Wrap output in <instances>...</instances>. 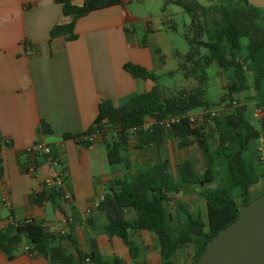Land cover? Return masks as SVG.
<instances>
[{
	"label": "crops",
	"instance_id": "crops-1",
	"mask_svg": "<svg viewBox=\"0 0 264 264\" xmlns=\"http://www.w3.org/2000/svg\"><path fill=\"white\" fill-rule=\"evenodd\" d=\"M71 1L78 4L83 0ZM131 1L122 0L78 17L75 37L67 39L49 34L55 23L69 20L62 14L59 0H0V228L10 220L32 218L50 231L64 229L82 251L95 246L104 264H117L116 258L118 264H161L153 230L129 231L132 253L121 237L102 229L106 217L97 205L108 187L118 188L115 179L129 175L136 166L168 158L174 169L178 162L190 158L185 147L178 146L175 136L166 137L159 146L141 148L130 138L123 151L130 160L126 166L108 162L106 142L100 134L90 144L63 135L92 126L101 98L109 97L114 105H120L154 83L132 76L123 67L126 61L150 70L158 65L159 49L153 46L156 28L146 21L152 32L142 43L134 26H127L137 19ZM248 1L264 10V0ZM262 133L256 145L263 142L264 154ZM35 140L47 141L59 163L51 165L45 155L25 152ZM31 165L33 170L28 168ZM60 168L66 169L64 186L70 198L59 199V204L48 198L37 201L36 194L45 189L42 179ZM258 169L263 170L261 165ZM198 189L196 184L186 187V199L182 200L191 211L198 208L205 218V199ZM126 216L132 218L134 212L126 210ZM62 242L76 264H96L87 258L79 260L69 240ZM183 250L187 254L180 259ZM192 255L193 246L187 244L177 250L175 264H185ZM0 264L51 263L43 253L29 251L25 242L12 257L0 249Z\"/></svg>",
	"mask_w": 264,
	"mask_h": 264
},
{
	"label": "trees",
	"instance_id": "trees-1",
	"mask_svg": "<svg viewBox=\"0 0 264 264\" xmlns=\"http://www.w3.org/2000/svg\"><path fill=\"white\" fill-rule=\"evenodd\" d=\"M59 1L62 14L69 20L55 23L49 34L50 37L64 35L67 39L75 37L74 23L78 17L122 2L83 0L77 4L71 0ZM171 1L189 15L184 30L188 50L180 58L178 69L193 82L174 88L163 86L157 82L155 72L139 63L126 61L123 67L132 76L151 79L154 81L152 86L133 93L120 105H114L109 97L101 98L92 126L82 132H65L63 135L90 144L92 141L84 136L98 129L106 142L108 162H121L126 166H130V160L123 151L130 138L140 148L151 144L159 146L168 136L177 137L180 148L196 144L206 161L202 170L191 158H184L174 169L168 158H158L115 179L118 188L108 187L97 205L106 217L102 229L121 237L132 253L129 231L147 228L157 235L161 264H175L177 250L187 244L193 246V255L185 264H193L209 239L236 218L244 202L257 196L251 195L250 186L264 181V171L258 169L260 159L256 151V142L264 132V10L248 0H212L207 4L197 0ZM201 48L207 52L202 53ZM212 62L230 75L225 91L216 102L205 97L208 80L205 69ZM249 88L253 89L250 98L261 112L257 117L259 125L246 114V104L234 96ZM221 103L225 104V109L209 121L197 123L189 119L192 109L202 107L207 110L211 105ZM172 115L179 119L169 126L159 123L158 120ZM147 117L154 121L145 128L142 124ZM218 166L224 173L222 180L209 187L219 177ZM192 184L198 186V195L205 199V218L198 210L191 211L188 203L179 197ZM234 188L239 189L240 202L233 194ZM60 197V190L54 187L36 194L37 201L48 198L57 204ZM126 210H132L134 217H127ZM62 240H69L79 260L87 258L96 264H104L95 246L82 251L68 233L50 231L32 218L10 220L0 228V249L8 257L28 242L29 251L43 253L51 264H76L73 253ZM115 260L118 264L119 259Z\"/></svg>",
	"mask_w": 264,
	"mask_h": 264
},
{
	"label": "rangeland",
	"instance_id": "rangeland-1",
	"mask_svg": "<svg viewBox=\"0 0 264 264\" xmlns=\"http://www.w3.org/2000/svg\"><path fill=\"white\" fill-rule=\"evenodd\" d=\"M203 4L210 3L212 0H198ZM132 12L137 16L133 25L127 23L128 28L134 26L137 36L140 41L148 39L151 36L152 31H148L145 23L151 24L157 30L153 46L158 47L159 52L156 53L158 65L153 68L158 76L157 82L163 86L177 87L181 85H190L193 80H188L183 72L178 69L180 58L188 50V44L184 37V30L189 22V15L178 4L170 0H132L129 3ZM147 21V22H146ZM201 52L205 53L207 50L201 48ZM207 91L206 99L210 102H216L219 100L221 94L225 91V85L230 77L229 72L223 70L216 62H212L206 67ZM253 94V89H245L242 92L235 94V98L240 103H245L247 106L246 114L252 122L259 125L257 117L261 114L256 107L254 99L250 98ZM218 105H211L208 109L215 108ZM202 107H196L191 112L201 111ZM204 110V109H203ZM110 134V131H109ZM264 136V133H262ZM110 136V135H109ZM111 139V138H109ZM263 146V142H260ZM183 151L190 156L194 164L199 170H202L206 164L204 157L202 156L200 148L196 144L186 146ZM219 177L215 183L222 180L221 167H219ZM225 180V178H224ZM251 195H259L264 192V181L261 180L258 183H254L250 186ZM233 194L239 199V189L234 188ZM181 199H186L185 194L179 196ZM198 210V208L196 209ZM201 217L203 214L200 213ZM187 253L183 250V254L180 259Z\"/></svg>",
	"mask_w": 264,
	"mask_h": 264
},
{
	"label": "water",
	"instance_id": "water-1",
	"mask_svg": "<svg viewBox=\"0 0 264 264\" xmlns=\"http://www.w3.org/2000/svg\"><path fill=\"white\" fill-rule=\"evenodd\" d=\"M193 264H264V192L242 204Z\"/></svg>",
	"mask_w": 264,
	"mask_h": 264
},
{
	"label": "built area",
	"instance_id": "built-area-1",
	"mask_svg": "<svg viewBox=\"0 0 264 264\" xmlns=\"http://www.w3.org/2000/svg\"><path fill=\"white\" fill-rule=\"evenodd\" d=\"M225 109V104L221 103L220 105L216 106L215 108L207 109V110H201L198 112H191L189 114V119L191 121H196L197 123H201L202 121H209L212 116L218 115L222 110ZM208 113V115L206 114ZM206 115V116H205ZM179 119V116L172 115L163 119L158 120L160 124L164 126H169L170 123L176 121ZM154 121V118L152 117H147L144 122H143V127L148 128L151 123ZM99 134V130L97 129L96 132L85 135L84 138L93 141L95 139V135ZM25 152H30V153H41L46 156L48 162L51 165L58 164L59 161L54 155L52 154V149L51 145L45 141V140H35L32 143L28 144L24 148ZM256 151L258 154V157L260 159V165L262 166V169L264 171V154H263V146L261 143H258L256 145ZM30 170H33L34 167L31 165L28 167ZM67 172L65 168H60L58 170H53L50 175L45 176L42 179V185L46 189H51V188H57L61 192V197L60 199L62 200H67L70 198V194L68 190L64 186V179L66 176ZM103 197V196H102ZM5 198L2 197V202L4 203ZM66 231L64 229L60 230V233H65Z\"/></svg>",
	"mask_w": 264,
	"mask_h": 264
}]
</instances>
